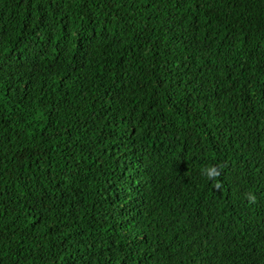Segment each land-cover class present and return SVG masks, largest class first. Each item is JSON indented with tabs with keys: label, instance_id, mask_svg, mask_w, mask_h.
Instances as JSON below:
<instances>
[{
	"label": "trees",
	"instance_id": "obj_1",
	"mask_svg": "<svg viewBox=\"0 0 264 264\" xmlns=\"http://www.w3.org/2000/svg\"><path fill=\"white\" fill-rule=\"evenodd\" d=\"M0 264H264V0H0Z\"/></svg>",
	"mask_w": 264,
	"mask_h": 264
},
{
	"label": "clouds",
	"instance_id": "obj_2",
	"mask_svg": "<svg viewBox=\"0 0 264 264\" xmlns=\"http://www.w3.org/2000/svg\"><path fill=\"white\" fill-rule=\"evenodd\" d=\"M200 175L203 178H205L206 180L214 181L215 178H217L219 176V172L217 170V166L206 165L200 169ZM213 186H214V188L218 189L220 187V184L217 182V183H214ZM246 199L249 202V204H255L256 203V198L251 192L246 194Z\"/></svg>",
	"mask_w": 264,
	"mask_h": 264
}]
</instances>
